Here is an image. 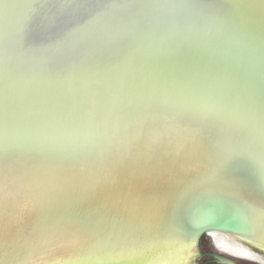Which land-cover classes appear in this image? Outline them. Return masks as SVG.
Instances as JSON below:
<instances>
[{"label": "snow or ice", "instance_id": "obj_1", "mask_svg": "<svg viewBox=\"0 0 264 264\" xmlns=\"http://www.w3.org/2000/svg\"><path fill=\"white\" fill-rule=\"evenodd\" d=\"M18 48L58 86L17 96ZM209 228L264 245V0H0V264H168Z\"/></svg>", "mask_w": 264, "mask_h": 264}, {"label": "water", "instance_id": "obj_2", "mask_svg": "<svg viewBox=\"0 0 264 264\" xmlns=\"http://www.w3.org/2000/svg\"><path fill=\"white\" fill-rule=\"evenodd\" d=\"M15 53L17 68L14 78L13 91L17 96L22 94L24 90L30 87L34 89H44L58 86V83L61 79V74L55 69V65L57 63L56 56L47 53H37L23 48L15 49ZM71 70V66L66 64L64 66L63 75L66 76L70 74ZM16 219L18 220L19 216L17 212L14 211L7 222V226L9 229H15L18 223ZM211 233L232 236L246 243H255L262 250H264V246L258 244L254 240H245L232 234L230 231H219L213 228H209L207 231L202 232L199 241L197 243L190 244L187 248L197 252L199 257L202 256V254L199 253L200 241L203 236L209 235ZM214 257L220 260L221 264H233L232 261L228 258H224L217 255H214Z\"/></svg>", "mask_w": 264, "mask_h": 264}, {"label": "rangeland", "instance_id": "obj_3", "mask_svg": "<svg viewBox=\"0 0 264 264\" xmlns=\"http://www.w3.org/2000/svg\"><path fill=\"white\" fill-rule=\"evenodd\" d=\"M244 245L251 249V251H253L254 253L258 254L261 257H264V250H262L257 244L244 242ZM219 248L214 244L213 236L205 235L200 241L199 253H203L204 250L220 253L223 256L229 258L233 264H262V262L256 261L254 259L241 257L227 247L219 246ZM227 251L230 252L228 253ZM180 255L181 256L178 264H203L204 262L199 259V255L197 252H195L194 250L192 251L188 248L181 251Z\"/></svg>", "mask_w": 264, "mask_h": 264}, {"label": "bare ground", "instance_id": "obj_4", "mask_svg": "<svg viewBox=\"0 0 264 264\" xmlns=\"http://www.w3.org/2000/svg\"><path fill=\"white\" fill-rule=\"evenodd\" d=\"M16 221H18V220L16 219ZM209 236L214 237V241H215L218 248H219V246L227 247L230 250H232L235 254L240 253V252H244V253H247V255L241 256V257L254 259V260L259 261V262H264V257H261L258 254L254 253L253 251H251V249H249L247 246L244 245L243 241H241L235 237L224 235V234H218V233H211V234H209ZM180 253L178 255L168 257L167 258L168 264H178L179 260H180V256H181ZM63 254H65L64 249H57L53 255L54 256H60Z\"/></svg>", "mask_w": 264, "mask_h": 264}, {"label": "flooded vegetation", "instance_id": "obj_5", "mask_svg": "<svg viewBox=\"0 0 264 264\" xmlns=\"http://www.w3.org/2000/svg\"><path fill=\"white\" fill-rule=\"evenodd\" d=\"M214 244L216 245L215 241H214ZM200 246V244H199ZM202 256L199 257V259L201 261H204L203 264H221L220 263V260L216 259L214 257V255H217V256H221V257H224V258H227L225 256H223L222 254L220 253H215V252H212V251H208V250H204L203 253H201ZM229 259V258H228Z\"/></svg>", "mask_w": 264, "mask_h": 264}]
</instances>
